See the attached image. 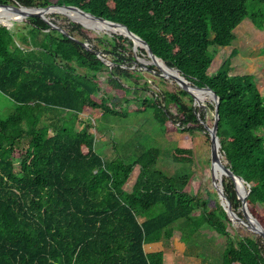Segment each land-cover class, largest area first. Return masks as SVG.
Instances as JSON below:
<instances>
[{
	"label": "trees",
	"instance_id": "16d2710c",
	"mask_svg": "<svg viewBox=\"0 0 264 264\" xmlns=\"http://www.w3.org/2000/svg\"><path fill=\"white\" fill-rule=\"evenodd\" d=\"M14 4H67L85 17L116 22L143 40L139 48L147 58L154 55L188 83L213 90L219 97V151L247 184V204L264 229V95L252 74L230 73L234 49L208 73L210 47L229 46L244 18L264 29V0H0L1 8ZM69 24L63 32L46 15L28 16L23 33L0 22V92L16 103L0 117V264H164L163 251L145 252V243L170 241L177 227L181 241L192 247L203 226L225 243L217 256L199 250L201 264H264V239L231 236L221 204L206 211V202L191 192V173L170 176L152 167L160 154L193 164L194 147H150L130 162L97 152L101 125L80 120L82 112L98 110L105 119L151 103L166 131H181L183 141L193 142V131L202 130L208 146L211 125L203 104L181 88L163 90L162 97L152 92L135 109L122 106L133 102L130 93L148 90L132 74L130 37ZM88 29L111 34L96 39L104 49L93 46ZM100 72L114 93L101 88ZM261 74L264 79V67ZM222 187L231 208L241 207L230 177L223 176Z\"/></svg>",
	"mask_w": 264,
	"mask_h": 264
},
{
	"label": "rangeland",
	"instance_id": "374dc122",
	"mask_svg": "<svg viewBox=\"0 0 264 264\" xmlns=\"http://www.w3.org/2000/svg\"><path fill=\"white\" fill-rule=\"evenodd\" d=\"M13 4V2H9ZM16 5V4H14ZM51 21L54 22L55 27L62 31H68L70 29V21L74 19L66 12L59 13H47L45 14ZM27 18L21 20H11L0 15V22L8 25L13 31H23L26 33V29H23ZM75 21V20H74ZM84 27V26H83ZM85 28V27H84ZM87 36L93 40V46L98 49H104L103 43H99L96 39L105 36L109 39L110 33L105 32V30H93L88 29ZM235 38L229 46L223 47H210L213 54V59L210 67L208 68V73L214 72L222 61L228 57L231 51L234 49L236 53L231 57V74H246L250 73L253 75V80L256 83L261 94L264 95V79L261 74V69L264 67V29L256 28L248 17L244 18L234 29ZM15 36L18 37L17 34ZM76 38L80 39L79 35H75ZM80 40H83L82 38ZM131 55L134 58V62L131 65V69H135L140 77H137L136 72L132 74L137 78V82L142 88L143 82H146L147 91L141 88L136 93H130L127 98H132L129 104L121 102V105L127 109H135L141 105V101L144 96L149 95L152 92L157 93V96L162 97L163 90L178 91L180 87L176 82L169 76H162L160 70L156 68L157 71L148 70L145 66L147 64L139 62L136 58L148 59L146 55L141 52L139 47H130ZM106 58V63L110 64V56L103 53ZM99 82L101 83V88L106 89L110 94L114 93L111 89L108 90L105 83L106 73L100 72L98 74ZM135 79V78H134ZM145 91V94H144ZM121 93V92H120ZM119 96V95H118ZM136 96V97H135ZM184 100L189 103L188 96L183 97ZM194 101H200L203 104L205 121L208 125H212L214 110L211 107L213 101L206 94H201L197 96L193 94ZM119 107V105L117 106ZM16 108V103L8 96L0 92V117H5L10 112ZM120 109V107H119ZM122 109V107H121ZM171 112H175L173 105L169 106ZM127 112V110H125ZM156 108L148 103L145 108L139 111H128L126 115L123 116H107L105 119L100 117V111L95 110L94 113L82 112L79 115L80 120H88L96 125H101L100 131H96V150L102 155L106 160L113 158L122 159L125 162H130L138 154L150 147H159L161 150L171 149L175 145L183 144L184 146H191L195 148L194 151V162L193 164H183L174 162L169 155L160 154L156 160V163L152 166L153 168L160 169L163 173L170 176H177L183 173L189 172L192 174V179L189 182V188L192 193H196L201 200L206 202V211L213 210L217 203L225 199L221 196V201L219 199V194L217 187L220 177L223 178V174L219 172L216 163L212 164L210 160V143L208 144L204 141L205 132L202 130H194V139L191 142L188 138L183 141L181 131H166L165 126H163L160 121L155 117ZM79 128V123H77ZM220 160L223 164H227L223 154L220 153ZM15 166L18 164L17 160H14ZM138 166H134L135 173ZM132 173V175H133ZM213 175L217 186L214 185L211 176ZM130 177L128 183H125V187L128 189L130 183L133 182V178ZM220 185V184H219ZM236 183V188H237ZM240 190L242 194L247 188L246 184L239 182ZM222 206V205H221ZM223 207V206H222ZM249 208V206H248ZM250 210V208H249ZM157 208L155 209V212ZM251 212V210H250ZM252 213V212H251ZM253 215V214H252ZM254 216V215H253ZM255 217V216H254ZM228 222L226 223V228L234 238L237 236H252L256 237L245 220L242 207H238L235 211L232 209L228 211L227 214ZM256 218V217H255ZM257 219V218H256ZM258 220V219H257ZM259 221V220H258ZM260 223V222H259ZM173 236L176 240H181V232L176 227L173 232ZM196 239L199 244L189 247L186 245L184 251H194L202 250L203 255H214L217 256L218 250L222 248L225 243V237L219 236L211 229L203 226L198 237ZM162 241L161 246L164 247V252L166 254V264H185V257H182V252L178 253L173 247V241ZM147 247V246H146ZM160 247V243L157 245ZM186 255V252L184 253ZM198 262V261H197ZM193 263V262H192ZM190 264V262L188 263ZM195 264V263H193Z\"/></svg>",
	"mask_w": 264,
	"mask_h": 264
},
{
	"label": "water",
	"instance_id": "95a60500",
	"mask_svg": "<svg viewBox=\"0 0 264 264\" xmlns=\"http://www.w3.org/2000/svg\"><path fill=\"white\" fill-rule=\"evenodd\" d=\"M6 8H10L13 11H19L21 8H26L28 10L24 11L22 13V17L23 18H27L28 16H37V17H43L45 14L50 13L53 11V8H64V9H68V10H74L79 12L80 14L86 15L85 13H83L82 11H79L76 7L72 6V5H67V4H61L58 6H52V5H48L46 7H40V6H25V5H9ZM91 18V20H97L99 22H104L106 24H108L109 26L112 27H121V32L122 34H124L125 36L130 37L131 41H132V45L133 48H137V47H144V42L142 39H140L137 35H135L133 32H131L129 29H127L126 27L116 23V22H111L108 21L104 18L101 17H95V16H89ZM78 23H80L82 26H84L81 22L76 21ZM52 27H55V25H51ZM58 28V27H57ZM59 29V28H58ZM60 30V29H59ZM62 31V30H61ZM65 32V31H63ZM136 42L138 43V45H136ZM83 45L85 44L84 42H81ZM150 51V50H149ZM139 62L141 63H145V64H158V58H156L154 55H150V58L148 59H141L139 57L136 58ZM161 61V60H160ZM161 63H163L161 61ZM163 65L171 70L167 71L164 68H162L160 65L159 70H161V75L162 76H169L171 79H173L176 84L183 90L189 92L192 94L191 89L190 88H195V89H200V90H204L208 96L211 98V100L213 101V110H214V117H213V123L211 125V127L208 129V133H209V142H210V160L211 163H217L220 166V170L222 172V174L224 176H228L230 177L235 185V189L237 192V196L241 201V207H242V213L243 216L245 218V220L247 221L246 223L249 224L251 230L253 233L261 236L264 239V229L262 228L261 224L259 223V221L252 215V213L250 212L249 208H248V204L246 201V196L248 193V189L246 188L244 190L243 194H240L237 191L236 188V183L237 181L241 182V183H245L242 179L241 176L234 174L231 169L226 166L225 164H223L220 160V143L218 140V136H217V126H218V119H219V111H218V106H219V97L217 96V94L211 90L208 87H199L193 84L188 83L185 78L178 72L176 71L174 68L167 66L166 64L163 63ZM174 71V72H173ZM193 95V94H192ZM211 179L214 183V185L217 186V183L213 177V175L211 176ZM219 184L217 187V191L219 194V199L222 197L223 199H225V203H223V201H221L220 199V204L223 206V208L226 211V214H228V211L232 210L230 203L228 202V200L225 198V195L223 193V187H222V177H220L219 179ZM247 186V184H246ZM221 196V197H220Z\"/></svg>",
	"mask_w": 264,
	"mask_h": 264
},
{
	"label": "bare ground",
	"instance_id": "6f19581e",
	"mask_svg": "<svg viewBox=\"0 0 264 264\" xmlns=\"http://www.w3.org/2000/svg\"><path fill=\"white\" fill-rule=\"evenodd\" d=\"M28 9L26 8H21L19 11H13L11 10L10 8H1L0 7V15L2 17H5V18H8V19H11V20H21L23 19L22 17V13L24 11H26ZM54 12H59V13H68L75 21H79L81 22L84 26H92V27H100V28H103L107 31H111V32H121V27H112V26H109L108 24L104 23V22H99L97 20H91L90 17H85L83 16L82 14H80L79 12L77 11H74V10H68V9H64V8H53V11L50 12V13H54ZM136 45H138V43L136 42ZM158 64L164 68L165 70L167 71H170L172 72L171 70L167 69L163 63H161L160 60L157 61ZM174 72V71H173ZM191 89V92L197 96H201V94H206L208 95L204 90H200V89H195V88H190ZM222 162V161H221ZM223 163V162H222ZM217 165V168L219 170L220 173L221 170H220V166L216 163ZM237 191L242 194L241 190H240V186H239V181H237Z\"/></svg>",
	"mask_w": 264,
	"mask_h": 264
},
{
	"label": "crops",
	"instance_id": "0c3cea01",
	"mask_svg": "<svg viewBox=\"0 0 264 264\" xmlns=\"http://www.w3.org/2000/svg\"><path fill=\"white\" fill-rule=\"evenodd\" d=\"M133 170H134V168H133ZM133 172L134 171H132V173ZM137 173H138V169H137V171L135 173H133V175L131 174V177L133 178V181H134V178L137 175ZM126 183H128V181ZM132 183H130V186H129L128 189L125 186H124V189L130 190ZM138 219H139V221H142V220L145 219V216H141ZM172 239H174V241H173V247L176 249V251H178V253H179V251H180V253L182 252L181 253L182 254V257H185L186 258L184 260L185 261L184 262L185 264H188L189 262H190V264H193V263H195V264H201V257H199L198 254H197L199 252V250L196 249L194 251H184L185 248H186L185 243L182 242L181 240H176V238L174 236L171 237L170 241ZM159 243H160V247H157V245ZM161 243H162V241L145 243L144 244V250H145V252H152V251L162 250L163 251V257H164V264H166V260H165L166 259V254L164 252L165 249H164L163 246H161ZM185 252H186V255H184Z\"/></svg>",
	"mask_w": 264,
	"mask_h": 264
}]
</instances>
